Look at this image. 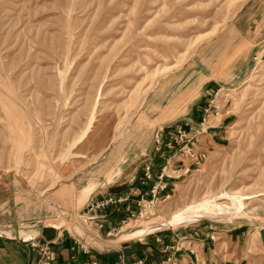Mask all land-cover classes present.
<instances>
[{
	"label": "rangeland",
	"instance_id": "rangeland-1",
	"mask_svg": "<svg viewBox=\"0 0 264 264\" xmlns=\"http://www.w3.org/2000/svg\"><path fill=\"white\" fill-rule=\"evenodd\" d=\"M246 1L0 0V205L8 214L0 221L43 214L55 232L30 264L44 247L54 264L56 233L74 235L71 249L87 257L70 264H160L172 257L175 235L191 230L212 242L214 231L236 232L252 252L263 244L264 40L243 78L182 95L207 64L198 61L202 47L217 57L227 45L219 34ZM192 99L201 100L193 117L183 109ZM178 128L193 138L188 160L186 138L173 143ZM151 144L156 161L117 192ZM236 191L244 210L235 218L124 238L170 222L193 202L227 205ZM60 220L58 232L51 223Z\"/></svg>",
	"mask_w": 264,
	"mask_h": 264
},
{
	"label": "crops",
	"instance_id": "crops-1",
	"mask_svg": "<svg viewBox=\"0 0 264 264\" xmlns=\"http://www.w3.org/2000/svg\"><path fill=\"white\" fill-rule=\"evenodd\" d=\"M221 34L224 35V41L227 42V45H225L224 48L218 49L217 57H215V54L211 55L209 53L210 49L207 48V50L205 45L201 49L200 58L199 52L196 53V57L199 58L198 61H207V64L205 67H201V70L198 71L195 76V79L197 78L199 83L197 82L195 86L190 85L192 87H187L182 93L183 97L189 96L195 90L199 92L202 87L212 81L231 85L245 76V73H247L251 67L250 64L254 55L257 53L264 40V0H247L218 37H220ZM196 64L197 61L193 63L195 68ZM199 95L197 97H199ZM194 99L187 101L183 107L185 110L184 113L192 117L198 109L197 103L201 100H205L201 98V100L194 103ZM151 142L154 143L153 139ZM143 152L138 155L133 167H128L125 170L127 179L126 184H120L117 192H123L129 189V178L131 176H141L143 163L145 161H156V155L158 154L154 152L152 144L149 150L144 152L146 158ZM121 157L123 161L127 159L124 154H122ZM155 165H158V163ZM133 185L138 186V181L135 180ZM61 189L62 187L56 189L58 194ZM111 189V192H116ZM30 203L31 202L25 203V205L29 204L26 206L30 207ZM14 206L15 202H11V212ZM3 209L4 206L0 205V216H5L6 220L8 214H5V210ZM26 213L28 212H25V216L23 217L19 216V220H16V213H11V220L0 221V264H30L33 258L37 256L40 246L45 241L42 231L48 223H44V219H42L43 214L37 216V218L30 217V219H28ZM118 215L123 216L121 209H119ZM51 224L57 229L54 223ZM66 228L68 229V227ZM66 228L65 230H67ZM57 231L59 232V230ZM191 232L192 233H188L186 231L185 234H183L186 238V240L183 241L187 244L186 247H188L189 244L193 245L191 240L197 241L198 244L195 247V251L198 260H202V264H264V246L262 243L260 247H255V250L252 252L250 250L252 244L251 248H249L248 241L242 242L240 235L236 232H229L230 234H228L226 230L225 232L217 231L214 236L219 242H212L206 235H199L192 230ZM3 233H5L4 236ZM180 235L182 234H176L173 240ZM189 235L192 238L191 240H187ZM73 237L74 235L68 234L67 236H62L56 233L53 239V246L56 252L54 264H70L72 261L77 262L79 259H87L86 256H81L83 254L80 251L71 249ZM223 240L226 242L224 246L220 244L224 242ZM98 247L102 249L104 245L101 244L98 245ZM104 250H106V252L109 251L108 248L103 250L96 249V255L105 252ZM178 253L177 262L173 264H194L195 260L190 251L181 250ZM105 257L109 258L108 256Z\"/></svg>",
	"mask_w": 264,
	"mask_h": 264
},
{
	"label": "bare ground",
	"instance_id": "bare-ground-1",
	"mask_svg": "<svg viewBox=\"0 0 264 264\" xmlns=\"http://www.w3.org/2000/svg\"><path fill=\"white\" fill-rule=\"evenodd\" d=\"M212 128H214L213 126H211ZM204 131L206 132H210V128L209 127H205L203 126ZM187 154H189L187 152ZM194 156H197L196 154ZM190 156V154L188 155H183V158L188 160ZM176 158H180V157H176ZM170 162H172V160L170 159ZM240 192L236 191L234 192L233 197L230 199V203H227V205H225L224 203H221L220 201H217L216 199H204L203 201H199V202H193L192 204L188 205L186 208H184L180 213H178L177 215L174 216V218H172L170 220V222H167L163 225L162 224H158V225H149L146 226L147 228H138L135 231H132L130 233L127 234V238L124 236V238L126 240H129L130 238H137V237H141L143 235H145L146 233L153 231L155 229H159L161 227L164 226H171V224L177 225V224H182V223H186L189 222L191 220H198V219H225V218H229L231 219L232 217L235 218V216H239V214H242L243 210H244V201L243 199L239 196ZM169 197V196H168ZM150 210V209H149ZM239 218V217H238ZM64 223L65 221L62 220ZM61 222H55V226L57 227V230L64 225V223ZM173 225V226H174ZM214 227V229H216V227L214 225H212ZM221 232H223L224 230H219ZM257 231L260 232V235L262 233H264V226H259L257 228ZM217 231H214V233H212V239L216 242V238L215 236H213ZM191 236L189 235L187 237V240H191ZM263 245H264V240L261 236ZM121 240V239H120ZM124 240V239H123ZM175 240H179V244L183 245V250H187V251H194L196 253V246H197V241L195 240H191L193 245H190L188 247H186L187 245L184 243L183 240H186L185 235L176 238ZM181 251V250H179ZM174 253V259H173V263L177 262V257H178V252ZM197 254V253H196ZM200 258V257H199ZM202 260L200 259V261L198 260V257L196 256V260L194 261V264H202ZM193 264V263H190Z\"/></svg>",
	"mask_w": 264,
	"mask_h": 264
},
{
	"label": "built area",
	"instance_id": "built-area-1",
	"mask_svg": "<svg viewBox=\"0 0 264 264\" xmlns=\"http://www.w3.org/2000/svg\"><path fill=\"white\" fill-rule=\"evenodd\" d=\"M202 120H203V119H202ZM203 126H204V124H202L201 130H203ZM190 128H191V126H190ZM203 131H204V130H203ZM184 136H186L185 132H184L181 128H178V129L176 130V136L173 138V143H174V142H181L180 140H183L184 138H186V142H185L184 146H183L180 150H181L184 154H185L186 152H188V153L190 154V156H193V154L190 153V151H189V150H190V147L188 146V143H190V142L192 141L193 138H191V137H184ZM179 139H180V140H179ZM156 143H157V146H158V145H159V140H157ZM171 144H172V141H171V143H168V146H171ZM157 146H156V147H157ZM162 175H163V174H162ZM146 177H147V178L150 177L149 168H147V170H146ZM152 193H153V196L155 197L156 189H155L154 191H152ZM145 202L147 203L146 206H148V207H149V205H150L151 203H154V201H149V202H148V201L142 200L143 205L145 204ZM178 241H179V240L176 241V244H175V246L173 247V254H172V257H171V258H168L167 261H165V262H163V263H160V264H169V263H172V262H173V259H174V253L177 252V251H179L180 249H183V245H182V244H179ZM190 253H195V252H194V251H190ZM50 259H51L50 254H48V252H47V250H46V247H44V248L42 249V254H41V259H40L39 264H50ZM86 264H102V263L93 260V261H91L90 263H86ZM116 264H126V263H125L124 259L121 258L120 261H119L118 263H116ZM132 264H142V263L139 262V263H132Z\"/></svg>",
	"mask_w": 264,
	"mask_h": 264
},
{
	"label": "water",
	"instance_id": "water-1",
	"mask_svg": "<svg viewBox=\"0 0 264 264\" xmlns=\"http://www.w3.org/2000/svg\"><path fill=\"white\" fill-rule=\"evenodd\" d=\"M52 231H53V229H51V228H47V227H44V228H43V231H42V235H43V237H44L46 240H50V239H52L53 236H54V233H55V232L52 233ZM64 234H66V233L64 232ZM261 236H262V238H263V240H264V233H262Z\"/></svg>",
	"mask_w": 264,
	"mask_h": 264
}]
</instances>
